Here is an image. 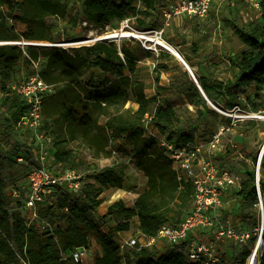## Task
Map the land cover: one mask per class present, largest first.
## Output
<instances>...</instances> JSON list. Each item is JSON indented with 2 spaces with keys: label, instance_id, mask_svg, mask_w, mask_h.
<instances>
[{
  "label": "trees",
  "instance_id": "obj_1",
  "mask_svg": "<svg viewBox=\"0 0 264 264\" xmlns=\"http://www.w3.org/2000/svg\"><path fill=\"white\" fill-rule=\"evenodd\" d=\"M165 0H0V94L5 108L0 124L13 127L24 113L26 106L20 96L13 93L10 85L16 67L26 52L31 58H45L41 77L54 85V92L43 100V126L53 137L50 149L54 160L62 168H74L75 157L66 146L80 140L91 150L94 159L109 157L112 149L126 153L129 161L146 177L143 191L128 206L117 200L107 207L101 218L94 211L103 203L101 194L105 188L121 189L125 178V166H103L84 184L81 192L71 197L59 192L52 199L37 205L39 220L49 224L42 228L39 223L25 224L23 194L14 182L11 166L0 164V264H201L188 260L182 250L167 249L157 252L155 247H120L113 236L102 229V224L113 215L118 221L116 230L129 231L130 219L135 218L137 230L145 235H155L164 223L178 224L192 207L193 186L178 178L167 152L154 138L144 135L142 119L146 113L153 115V122L176 145L194 142L191 132L179 126V114L173 101L158 94L146 96L143 79L137 76L139 60L136 51L126 45L99 40L89 45L62 49L60 47H36L9 43L20 41L21 34L15 23L24 26L29 41L55 42L53 20L66 15L76 3L82 6L81 19L85 26L108 25L130 19L136 29H154V12ZM139 3V7L137 6ZM262 23L242 26L232 20L229 25L245 48L229 56V66L235 70L232 79L222 81L193 71L207 98L214 103L227 99V106L234 105L233 91L243 90L251 84L264 87V0L261 2ZM13 23V25H11ZM150 55L149 51H144ZM161 52L160 58L168 57ZM186 61L188 59L184 57ZM102 75L82 77L88 70ZM156 69H167L158 63ZM183 95L199 117L215 114L199 92L187 70L174 78L169 86ZM131 104L133 110L126 107ZM103 118L102 122L99 119ZM25 132L22 146L24 153L5 154L3 157L17 161L23 158L28 170L33 164V152ZM19 146V145H17ZM19 162V161H18ZM21 163V162H19ZM253 163H257L254 157ZM27 170V171H28ZM258 184L264 205V151L260 159ZM19 191L17 197L9 188ZM238 195L242 204L252 208L257 202L255 170L251 169L240 182ZM264 236V234H263ZM94 241L101 249L92 262L78 263L67 256L73 246L89 245ZM248 252L236 256L238 264H245ZM264 264V247L259 256Z\"/></svg>",
  "mask_w": 264,
  "mask_h": 264
},
{
  "label": "rangeland",
  "instance_id": "obj_2",
  "mask_svg": "<svg viewBox=\"0 0 264 264\" xmlns=\"http://www.w3.org/2000/svg\"><path fill=\"white\" fill-rule=\"evenodd\" d=\"M176 0H165L164 5L159 7L154 12L155 26L154 29H162L163 40L174 48L180 56L188 59L187 64L192 71H196L209 76L210 78H217L222 81L231 80L235 72L229 66V56L241 51L245 48L244 44L235 35L229 22L234 20L238 24L248 27L255 26L262 23L260 11L255 10L247 4L245 0H219L213 3L210 11L202 18H188L183 17L178 21L174 16L168 19L163 13V10H169V7L175 4ZM82 6L80 3L71 5L64 17L61 18H47L48 21L53 20L55 23L52 32L57 39L53 43L60 44V48H73L82 45H89L96 42V40L107 32L119 31L122 29L121 22H112L108 25H91L85 26L82 22ZM13 25V23H11ZM130 25L134 30L136 29L132 21ZM15 28L21 34V40L30 42L27 35L23 32L24 26L20 22L15 23ZM126 31L132 32L128 28ZM109 42H114L117 46L126 45L127 47L137 51H145L142 44L135 38L121 37L118 40L107 39ZM50 42V41H47ZM64 44H70L68 46ZM164 49L163 47H160ZM162 51H159V53ZM164 52L167 53V51ZM154 56L157 55L152 53ZM170 54V53H169ZM172 56V55H171ZM40 58V57H39ZM163 58L160 64H167ZM41 66L45 64V58H40ZM156 64V63H155ZM158 64V63H157ZM171 66L167 68L177 73L170 77V82L179 77L182 71L186 70L181 64L169 62ZM33 72L31 65L21 60L16 67L13 75L12 83H16L27 77ZM102 75L97 70H88L82 77L83 80L89 78L90 75ZM11 83V84H12ZM160 96L162 98H169L173 101L179 114V126L184 128L187 132H191L196 144L206 143L211 136L222 130V149L217 152L215 161L222 167H230L232 172L239 180L246 177L249 170L256 168L257 164L253 163L254 157L258 156L264 146V87L256 84H251L243 90L233 91L234 105L227 106V99L220 98L217 103L212 102L209 105L215 114H204L199 117L195 109L187 104V100L183 95L175 92L172 88L161 90ZM4 96L0 94V119L3 117L5 108L2 106ZM133 110L135 107L131 104L126 105ZM103 118L99 119L102 122ZM5 125L0 124V164L3 166H11L14 174V182L21 190L23 198L27 192L28 167L24 163L18 161L13 162L11 159L3 157L5 154H15L16 149L19 154L23 155L24 147L22 146L25 132L18 128H5ZM19 145V146H17ZM67 149L72 150L75 157L74 168L84 169L89 171L92 168L99 169L103 166H125V178L121 190L115 188H105L101 194L103 198V205L97 211H94L96 218L102 217L104 208L108 206L109 202H116L123 200L125 204L130 206L133 201L134 193L138 192L144 184V174L138 170L135 165L129 161L126 153H119L112 149L109 157H102L94 159L91 156V150L80 140H75L67 144ZM21 155V156H22ZM259 167V176H260ZM135 190V192H134ZM133 192V193H132ZM230 208L236 210L235 217L230 219L232 223L238 225L239 223L247 224L248 226L259 227L260 225V210L256 206L249 208L244 204H239L237 198L232 199ZM231 200V201H232ZM239 200V199H238ZM230 201V200H229ZM241 201V199H240ZM110 203V204H112ZM264 209V205H263ZM27 215V212H25ZM121 217L112 216L102 224V229L109 232L114 240L120 244L130 237L139 238V230H137L136 219L131 218V228L129 233H122L123 231L116 230L118 221H123ZM125 221V220H124ZM90 243L94 256L97 255V244ZM264 243L262 244V248ZM232 251L231 259L228 257L229 264H238L235 259L237 255L248 251L246 247H229ZM247 258H245V264Z\"/></svg>",
  "mask_w": 264,
  "mask_h": 264
},
{
  "label": "built area",
  "instance_id": "obj_3",
  "mask_svg": "<svg viewBox=\"0 0 264 264\" xmlns=\"http://www.w3.org/2000/svg\"><path fill=\"white\" fill-rule=\"evenodd\" d=\"M219 0H176L169 10H163L168 19L174 16L178 21L183 17L202 18L211 9L213 3ZM249 7L260 11L262 0H245ZM139 7V3L137 5ZM130 19L121 21L122 29L128 28L131 36L141 42L145 51L158 54L160 45L152 41L157 38L162 41V29L134 30ZM86 25V21L82 20ZM121 30V29H120ZM150 38H149V37ZM9 43L36 47H62L60 44L47 41H12ZM67 49V48H62ZM24 56L29 60L33 72L19 82L12 83L10 89L24 101L26 109L13 127L29 134L28 145L33 152V164L30 166L26 180L27 192L23 200L26 209L25 224L37 222L42 228L49 224L39 220L37 205L43 201L51 200L59 193H68L71 197L77 196L84 184L93 181L88 170L76 168H62L54 160L50 149L53 144L52 135L44 129L43 100L54 92V85L47 83L40 75L42 69L40 58L33 59L26 52ZM128 105V104H127ZM142 128L146 137L154 138L163 148L170 160L177 176L183 181H189L193 186L192 207L178 224L164 223L155 235H145L139 231V238L130 237L120 243V247L135 246L155 247L158 242H165L170 248L182 250L186 258L201 264H229L226 250L233 246L247 248L246 264H259L262 245L258 249L257 242L262 239L264 243V209L263 195L258 182H256L257 202L254 206L260 210V225L252 228L247 224L235 225L228 218H223L224 207L230 199L237 198L239 204L240 180L234 175L230 167H222L216 161L217 152L222 149V130L215 132L204 144L186 142L176 145L167 138V132H162L153 122V115L146 113L142 119ZM261 152L257 163H260ZM17 161L23 162L22 157ZM97 171L92 168L91 176ZM120 190V189H119ZM13 197L19 195L15 187L9 188ZM210 236L206 240L200 239L199 234ZM227 248V249H226ZM231 251V250H230ZM232 252V251H231ZM257 253V254H256ZM92 254L91 245L73 246L68 250L67 256L78 263L90 262ZM232 255L229 257L231 259ZM23 264H28L26 261Z\"/></svg>",
  "mask_w": 264,
  "mask_h": 264
},
{
  "label": "crops",
  "instance_id": "obj_4",
  "mask_svg": "<svg viewBox=\"0 0 264 264\" xmlns=\"http://www.w3.org/2000/svg\"><path fill=\"white\" fill-rule=\"evenodd\" d=\"M164 49H165V51H167L168 54L170 53L168 57H164L165 63L167 64V62H168V64H167L168 67L171 66V64H169V62H173V61L175 64H178V65L182 64L181 60L177 56H175L172 52H170L166 48H164ZM164 49L160 48V51L164 52ZM148 53L150 55H147V53L144 51H140L138 54L139 60L137 63V76H139L144 81V84H145L144 91H145L146 96L150 97V96H154V95L158 94V96L160 98H162V96H160V94L162 92L160 89H158V86L167 87L169 78L174 76L177 73V71H171L168 68L167 69H156L157 63H160V61L163 59V58L159 57V54L161 52L155 56L151 52H148ZM164 53H166V52H164ZM164 91H166V90H164ZM144 179H145L144 184H141L142 188L137 193L134 190L135 195L132 198L133 200L143 191V188L145 187V184H146V177L145 176H144ZM240 182H241V180H240ZM229 200L226 202V205H225L224 210H223L224 215L222 217L224 219L228 218L227 216H229V219H231V218L233 219L237 213L236 210H233V208L232 209L230 208L233 200L232 201L231 200L229 201ZM110 203H112V202H109L108 206L110 205ZM102 205H103V203L98 208H96L95 211H97L100 207H102ZM107 207L104 208V211L101 214L102 216L106 214ZM232 207H233V205H232ZM122 233L127 234V233H129V231H123ZM198 236L200 237V239L206 240L210 236V234L207 236V235L201 233ZM92 243H95V242L92 241L91 244ZM96 246L98 249V251L96 253H97V255H100L101 249L98 245H96ZM155 248L157 249V252L159 254V253L166 252V250L168 249V246L165 242L160 241L156 244ZM91 249H92V247H91ZM231 253L232 252L227 249L226 254H224V256L230 257ZM94 258H95L94 252H92L89 261L92 262Z\"/></svg>",
  "mask_w": 264,
  "mask_h": 264
},
{
  "label": "bare ground",
  "instance_id": "obj_5",
  "mask_svg": "<svg viewBox=\"0 0 264 264\" xmlns=\"http://www.w3.org/2000/svg\"><path fill=\"white\" fill-rule=\"evenodd\" d=\"M131 36V33H129V31H126L125 29H121L119 31H111V32H107L105 33L104 35H102L101 37L99 38H102V39H115V40H118L120 39L121 37H124V36ZM149 37V36H148ZM98 38V39H99ZM150 38V37H149ZM153 42H155L156 44L164 47V48H168L170 50H172L173 54L176 56V50L174 48H172L170 45H168L165 41H162L160 39H157V38H154L152 39ZM66 45V44H64ZM70 44H67L66 46H68ZM262 239H259L258 242L256 243L257 244V248L259 249L262 245ZM257 254V253H256ZM254 262L256 264V260H255V254H254Z\"/></svg>",
  "mask_w": 264,
  "mask_h": 264
},
{
  "label": "water",
  "instance_id": "obj_6",
  "mask_svg": "<svg viewBox=\"0 0 264 264\" xmlns=\"http://www.w3.org/2000/svg\"><path fill=\"white\" fill-rule=\"evenodd\" d=\"M99 40H107V39H102V38H99L97 39L96 41H99ZM0 44H3L2 42H0ZM167 50H169L170 52H172V50L166 48ZM173 53V52H172ZM176 56L181 60L183 66L185 67V69L187 70V72L189 73L191 79L194 81L195 85L197 86L199 92L201 93V95L205 98V100L207 101V103L209 105H212L213 103L207 98V96L205 95L204 91L202 90L200 84L198 83L193 71L191 70V68L188 66L187 62L185 61V59H183L180 54L178 52H176ZM264 151V146L261 150V156H262V153ZM259 167H260V163L257 164L256 168H255V178H256V182H258L259 180Z\"/></svg>",
  "mask_w": 264,
  "mask_h": 264
}]
</instances>
